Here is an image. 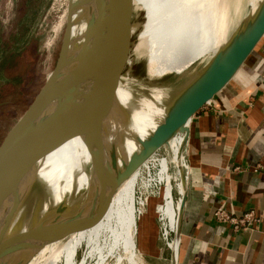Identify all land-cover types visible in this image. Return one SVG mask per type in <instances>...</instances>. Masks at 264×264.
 Here are the masks:
<instances>
[{"label": "bare ground", "instance_id": "bare-ground-1", "mask_svg": "<svg viewBox=\"0 0 264 264\" xmlns=\"http://www.w3.org/2000/svg\"><path fill=\"white\" fill-rule=\"evenodd\" d=\"M189 1L133 0L134 7L144 11V22L133 51L137 57L145 59L149 75L156 71L166 56L162 49L167 31L178 17L176 14L178 6L180 5V10L182 5L187 9ZM213 1L221 3L219 4L221 14L215 11L217 20L231 18L228 0ZM240 1H237L234 10H238ZM251 1L255 10L257 2L261 0ZM197 4L195 3V7ZM67 15V53H64L56 72L53 70L49 74L51 84L33 109L31 116L29 118L20 116L12 126V132L8 136L11 142L0 158V264H84L88 257L96 255L98 259H102L105 253L108 255L121 252L122 257L130 264H138L140 258L136 252V235L138 232H144L145 227L140 217L142 211L140 210L137 215L139 209H136L135 186L139 169L143 165L147 167V159L153 154L117 187L107 211L96 224L43 246L31 255L29 260L27 259L29 252L26 242L30 231L38 223L43 225L49 219L51 207H55L71 192L80 193L91 183L88 172L90 155L83 138L79 135H70L67 138L64 136L67 125L71 124L72 116L76 113L73 98V78L76 71L75 42L85 29L83 12L74 15L70 5ZM227 32L221 43L213 51L204 54L201 59L220 47L226 40ZM154 34L157 36L156 39H152ZM153 41H156V44H152ZM165 67L167 68L166 65ZM116 95L118 102L128 112L126 124L134 131L135 140L125 137L126 154L130 155L140 150L142 141L162 120L164 109L157 105L160 101L159 96H156L155 100L142 97L133 101L127 87L120 83ZM39 184L47 188L49 195L42 208L41 201L36 196ZM182 192L183 187L180 194ZM138 204L144 205V201ZM180 205L179 200L173 212L172 226H169L171 233L177 227ZM83 245L86 251L80 260L74 263L73 253L74 251L77 253ZM172 245L171 241L170 247ZM39 251L42 252L44 259ZM117 258L119 260L121 256Z\"/></svg>", "mask_w": 264, "mask_h": 264}, {"label": "water", "instance_id": "water-1", "mask_svg": "<svg viewBox=\"0 0 264 264\" xmlns=\"http://www.w3.org/2000/svg\"><path fill=\"white\" fill-rule=\"evenodd\" d=\"M70 5L74 15L83 12L85 29L75 42L73 98L76 113L72 116L71 124L67 125L64 136L79 135L83 138L90 155L88 172L91 183L80 193L71 192L68 198L60 200L50 209L49 219L43 225L38 223L30 231L26 242L29 252L27 259L43 246L96 224L107 211L117 187L149 156L167 145L172 137L182 134L180 166L174 169L183 192L179 197L181 205L177 227L172 233L174 246L170 247V264H178L180 221L186 195L184 148L189 133L188 124L191 117L230 82L264 36V0L259 1L251 16L239 23L230 37L178 91L165 108L162 120L142 141L140 150L130 155L126 154L125 137L135 140L134 131L126 124L128 112L118 102L116 90L121 84L125 66L132 63L131 54L138 38L137 35L134 39L133 33L139 25L133 20V14L136 8H141L134 7L133 0H70L68 9ZM67 29L68 23L54 73L64 53H67ZM203 59L197 61L196 66ZM129 72H132L131 66ZM50 84L51 78L48 76L22 118L31 116ZM12 129L0 144V158L11 142L8 136ZM77 253L74 251L72 256L74 263L80 260L84 252L79 260Z\"/></svg>", "mask_w": 264, "mask_h": 264}, {"label": "rangeland", "instance_id": "rangeland-1", "mask_svg": "<svg viewBox=\"0 0 264 264\" xmlns=\"http://www.w3.org/2000/svg\"><path fill=\"white\" fill-rule=\"evenodd\" d=\"M69 1L0 0V144L35 99L57 63L68 22ZM191 1L188 2L187 9L182 5L180 10V5L178 6L177 20L175 19L170 25L162 49L166 56L152 75L147 73L145 59L137 57L132 52L130 59L132 63L125 66L121 84L127 87L133 101L142 97L155 100L156 96H159L160 101L157 105L165 111L178 91L209 59L210 55L206 56L198 66H196L197 62L193 64L194 28L198 23L199 10L204 8L208 11V3L206 0ZM237 1L228 0L232 22L228 27L226 40L239 23L250 17L254 11L251 0H241L236 12L234 7L238 4ZM195 3H198L196 7ZM133 20L139 23L133 33L135 39L142 29L144 11L136 8ZM155 35L152 39H156ZM152 44H156V41ZM130 66L132 72H129ZM182 143L183 135H175L167 145L162 146L151 156L152 159L146 163L147 167L146 165L138 167L140 169L135 186V201L136 209L142 211L140 217L145 227L144 232H138L136 235V252L140 258L138 264H170V248L166 242H170L173 236L169 231L174 212L171 208L177 203L182 188L174 169L175 166H180ZM36 191L42 207L49 197L48 190L39 184ZM141 200L144 201V205L138 204ZM51 206L49 201V207ZM158 211L165 219L163 225L166 232L170 233L166 238L162 234L163 225L158 220L160 217ZM153 216L158 224V245L162 250L159 258H148L142 254L143 250L156 252L154 240L157 229ZM85 251L83 245L77 253V260ZM39 252L44 259L42 252ZM122 255V252L108 255L105 253L102 259H98L95 255L86 258L84 264H130ZM119 256L121 258L118 260Z\"/></svg>", "mask_w": 264, "mask_h": 264}, {"label": "crops", "instance_id": "crops-1", "mask_svg": "<svg viewBox=\"0 0 264 264\" xmlns=\"http://www.w3.org/2000/svg\"><path fill=\"white\" fill-rule=\"evenodd\" d=\"M206 3L208 11L199 10L194 28V62L221 43L232 22V16L217 20L221 3ZM188 129L178 264H264V36L230 82L191 117ZM218 208L236 218L253 211L258 220L235 228L214 217ZM153 222L156 252L142 254L159 258L155 216Z\"/></svg>", "mask_w": 264, "mask_h": 264}, {"label": "built area", "instance_id": "built-area-1", "mask_svg": "<svg viewBox=\"0 0 264 264\" xmlns=\"http://www.w3.org/2000/svg\"><path fill=\"white\" fill-rule=\"evenodd\" d=\"M209 103V102H207ZM206 103V104H207ZM152 159V157H150L149 159H147V162H149L150 160ZM186 173H187V165H186ZM144 200V199H143ZM141 200V202L143 201ZM143 205V204H142ZM159 212V215L160 217L158 218V220L161 221V224L163 225V222L165 221L164 217H163V214ZM140 213V209L138 210L137 214ZM214 217H216L218 220H221V221H227V222H230L232 224H234V227L235 228H238L240 227V225H248L250 224L251 222H254V221H257L258 218L255 216V214L253 213V211H246V212H243L240 216V218H236V217H233V212L232 211H227L225 209H222V208H218L215 212H214ZM163 236L166 238L168 236V234L170 235V233L166 232L165 230V227L163 225ZM172 241V239H170V242ZM169 241H167V246L170 248V243Z\"/></svg>", "mask_w": 264, "mask_h": 264}]
</instances>
